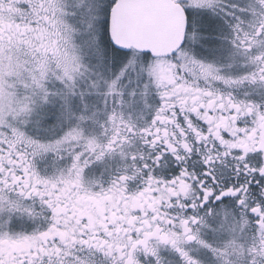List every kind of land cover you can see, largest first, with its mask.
Segmentation results:
<instances>
[{
	"label": "snow or ice",
	"instance_id": "1",
	"mask_svg": "<svg viewBox=\"0 0 264 264\" xmlns=\"http://www.w3.org/2000/svg\"><path fill=\"white\" fill-rule=\"evenodd\" d=\"M0 264H264V0H0Z\"/></svg>",
	"mask_w": 264,
	"mask_h": 264
}]
</instances>
